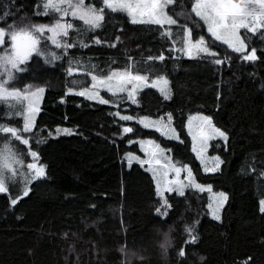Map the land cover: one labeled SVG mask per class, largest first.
<instances>
[{"label": "trees", "instance_id": "1", "mask_svg": "<svg viewBox=\"0 0 264 264\" xmlns=\"http://www.w3.org/2000/svg\"><path fill=\"white\" fill-rule=\"evenodd\" d=\"M88 1L101 5V0ZM39 3L0 0V27L54 22L56 12L35 14ZM192 4L176 0L169 7L178 21L171 30L132 24L124 13L108 10L94 31L69 18L74 28L61 40L76 46H45L57 58L53 64L32 56L15 85L45 89L32 141L46 176L15 205L10 195L0 193V264H185L177 256L182 244L187 264H264V37L249 40L254 61L210 38L216 55L186 56V27L195 37L207 36ZM169 30L170 37L163 35ZM70 67L83 73L69 75ZM115 70L169 78L171 99L148 88L135 103L123 100L122 108L132 116L171 113L182 141L121 119L117 108L76 94L90 85L93 74L107 77ZM7 111L0 105V116ZM195 112L228 134L220 149L222 166L213 174L203 171L186 131L188 115ZM0 124L21 128L23 118H0ZM141 138L157 142L179 165L189 163L200 182L228 194L221 220L209 216L207 198L198 192L159 196L147 166L127 160L130 154L144 156L134 142ZM164 199L170 208L163 206ZM157 209L167 215H158ZM188 228L197 237L194 245L184 243L190 239ZM165 239L166 250L161 247Z\"/></svg>", "mask_w": 264, "mask_h": 264}, {"label": "snow or ice", "instance_id": "2", "mask_svg": "<svg viewBox=\"0 0 264 264\" xmlns=\"http://www.w3.org/2000/svg\"><path fill=\"white\" fill-rule=\"evenodd\" d=\"M176 0H101V7L97 9L94 5L88 4L85 6V0H40L37 5L38 11L36 15H49V11L60 13V18L55 23L48 24H26V25H9L8 27H0V49L3 52L0 53V105H3L8 109L7 112L0 116V118H11L13 116H21L23 118V126L17 128L7 124H0V134H4L9 139L3 141L4 148L0 151V193L8 192V179L5 173H11L16 175L15 164H21V161L16 158V152L14 151V145L10 143V140H15L23 145L30 147L29 139L25 138L22 133L31 132L35 128V115L40 111L39 100L45 91L42 87H37L34 90L32 86H28L27 89L17 88L14 84L9 87L11 81L15 80L14 72L26 71L21 68L29 58L35 54L42 56L45 54V50L40 47L41 38L45 32L51 33L48 37L53 44L58 48H71L75 47V44L67 43L58 37H67L69 30L74 28L72 23L66 21V17L69 15L73 19H78L88 26V30H96L102 27L105 20V11L109 12H121L124 13L132 24H147L156 25L160 28H164L165 25H176L178 21L169 14L166 9L169 5H172ZM63 6V7H62ZM191 12L199 17L207 25V31L211 36L227 45L232 51L241 53L247 52V45L245 38L241 36L240 29L255 34L258 29H264V0H193ZM165 36H171V31H165ZM261 36L264 37V31L261 32ZM7 38V39H6ZM119 40V37L116 38ZM10 41V47L6 46ZM95 43H101L99 38H95ZM82 47H88L86 44H81ZM115 47V44L111 45ZM187 51L189 56L192 55L193 50H196L197 55L200 53L208 55H216L211 52L206 45V41L203 37L198 40H193L192 30L187 29V47L183 49ZM55 57V54H52ZM159 60H164V56H159ZM244 60L254 61L257 59L256 50L253 48L251 52L243 56ZM217 64L223 63V60L217 59L214 61ZM71 63V62H70ZM69 75L73 73V69H68ZM113 77H117L120 85L117 87V91H124L123 83L131 81H147L146 76L133 75L129 72L124 73H112L107 76V81H111ZM97 76H92V80L96 81ZM101 83H105V80H101ZM160 81H158L159 83ZM166 85L167 80H162ZM154 86V85H150ZM111 91V88H109ZM161 93L168 98L165 89H160ZM78 95H87L86 92L76 93ZM132 93L129 92L131 97ZM92 98V96H88ZM100 103H108L105 99H100ZM136 101L133 100V103ZM122 119H131V117H122ZM207 124L211 125V119L209 117L202 118ZM213 132L222 137L225 142L227 136L223 131L213 127ZM63 134H71L68 129L60 130ZM125 131H131V129H125ZM39 142V141H37ZM158 147V146H157ZM161 151H163L161 149ZM33 160L38 159L36 151L30 152ZM218 159V158H217ZM159 161H157L158 163ZM27 168L31 170L34 179H41L45 177V167L38 166L36 163H29ZM219 164L216 165L217 170ZM207 170V169H206ZM177 175H179L180 169H176ZM189 176H191V170H189ZM27 185V181L25 182ZM196 188L204 190L199 184L195 185ZM167 191H173L172 188L166 189ZM180 196L184 195L183 186L175 189ZM210 190V189H208ZM30 189L26 186L23 196L29 194ZM220 201L218 207H222L223 202L227 200V196L224 193H220ZM18 202L16 198L12 199V204L15 205ZM261 212H264V200L260 201ZM164 207L170 208L167 199H164ZM157 214L166 216V212H161L157 209ZM213 218L220 219V216L213 212ZM188 231L190 239H187L185 244H195L197 237L191 235L192 229H186ZM169 245V241L165 239V243L161 245L165 250ZM123 251V248L121 249ZM187 251L182 244L177 250V256L185 259L187 264ZM143 259V257H141ZM250 259V258H249ZM203 260V257H201Z\"/></svg>", "mask_w": 264, "mask_h": 264}, {"label": "rangeland", "instance_id": "3", "mask_svg": "<svg viewBox=\"0 0 264 264\" xmlns=\"http://www.w3.org/2000/svg\"><path fill=\"white\" fill-rule=\"evenodd\" d=\"M88 4L94 5L97 9H99L102 6V5L94 4L88 0H85V6H87ZM170 6L171 5H169L168 8L166 9V11H168L169 14H170V11H169ZM50 12L52 11L50 10L49 13ZM57 14H58L57 19H59L60 13H57ZM69 18L73 19L69 15L68 17H66V21ZM197 18L205 25L207 36L199 35L198 37H195L193 29L191 27H186L185 35H184L185 48L187 47V29H191L193 40L196 41L200 37H203L206 41V45L209 48V50L215 53L216 50L213 49L211 45L209 44V38L219 44H223V43L221 41L215 40L211 36V34L207 31V25L204 23V21L201 20L199 17ZM73 20L83 23L82 21L78 19H73ZM55 21L52 23H41V24L51 25L55 23ZM171 26L173 27L175 25H171ZM171 26L165 25L164 27H169L171 30L172 28ZM262 31H264V29H258L257 32L253 34V33L246 31L245 29H240V34L242 37L245 38V43L248 49L247 52H241L242 54L247 55L251 52L250 46H249V40L261 36ZM49 36H51V33L45 32L43 34L41 38V44H40V47L42 49H44L45 46H49V45L56 46L55 44L52 43L50 39H48ZM58 39L61 40L62 36L58 37ZM6 46L10 47V41L8 42ZM2 52H3V49H0V53ZM52 54H53L52 51L45 50V54L42 55L41 57L45 58L47 61L50 60L49 62L53 64L57 60V58L56 56L53 57ZM185 54L186 56H189L187 51H185ZM34 55L35 54H33L32 56ZM205 55H208V54L200 53L199 55H197L196 50H193L192 55L189 57L199 58ZM32 56L29 58V60L24 65H21V68L26 69V65L30 61ZM72 69H73L72 75L83 73V71L80 69H77V68H72ZM24 72L25 71L14 72V75L16 78L15 80L10 82L9 87H11L13 84L15 85V82L18 80L20 75H22ZM114 72L124 73V72H129V71L128 70H115ZM92 76H94V74ZM97 77L98 79L96 81L92 80L88 87L81 90V92L87 93V95H84L85 97L88 98V96H92L91 99L90 98L88 99L98 102V103H100L99 102L100 99H105L108 101V103H103V104H107V105L117 108L116 114L119 118L122 119V117H131V119H124V120H129L131 122L138 123L142 127L147 128V129L156 130L162 133L168 139H171L174 141H182L181 135L174 124L173 116L171 115V113H166L159 117H150L146 115L132 116V115L125 113L122 108L123 100H127L129 102H133V100L136 101L137 96L143 90L148 89V88L156 89L160 93H161L160 89L163 88L165 89L168 95L167 99H171L172 89L170 85V80L167 76H159V77L146 76L147 81L124 82L123 83V87L125 89L124 91H117V87L120 85V82L118 81L117 77H113L111 81H107V77H100V76H97ZM101 80H105V83H101L100 82ZM162 80H167L168 83L165 85L162 82ZM158 81L160 82L158 83ZM150 85H154V86H150ZM16 87L20 88L18 86ZM109 88H111V91L109 90ZM20 89H27V87L20 88ZM34 89L35 88H33V90ZM129 92L132 93L131 97L129 96ZM44 94H45V91L40 97L39 107L43 102ZM163 96L165 97V95ZM37 114L35 115V118H34L35 122H36ZM203 117H207V116L200 112L190 113L188 115V119L186 123V131L192 141V151L195 154L199 163L201 164L203 171L207 174H213V173L218 172L222 166L223 158L221 156L220 149L223 148L227 144L228 139L225 142V140L222 137H220L218 134L213 132L212 129L214 127V128L219 129L220 131H223L226 134L227 138H228V134L223 129L219 128L211 118H210L211 125H209L202 119ZM32 132L33 131L22 133V135L25 138L29 139L30 147L23 145L18 141L10 140V143L15 146L14 151L16 152V158L21 161V164H15L13 162V166L16 168L15 176H13L11 173H7V172L5 173L6 178H9L8 179V189L9 190L8 192H6V194L10 195L12 199L13 198H16L17 200L21 199L20 197L22 196L23 191L26 186L31 191L32 186L35 182L45 178V177L41 179L32 178L33 174L31 170L27 168V165L29 163H36L38 166H44L45 172H46V166L41 161L37 148L33 146ZM6 139H9V138L6 137L4 134H0V151L3 150L4 148L3 141ZM134 142H138L140 144V147L144 153V156L141 157V156L130 154L127 156V160L130 163L131 162H141L147 166L148 170L151 172V174L153 175L155 179L159 196H164L167 193H178V191H176L175 189L179 188L180 186H183L184 193H186L187 191H195V192L205 195L207 198V208H208L209 216L213 218V212L216 211V214L220 216L219 220H221L223 209L228 200V194L226 192L216 189L213 184L200 182L196 178L194 170L189 163H180L179 165L178 163L174 161L175 159L173 158L171 152L167 149H163L157 142L153 140H149V139H142V138ZM161 149L163 151H161ZM31 151L37 152L38 154L37 160H33L30 154ZM157 161L159 162L157 163ZM217 164H219V168L217 170H213L216 168ZM176 169H180L179 175H177ZM189 170H191V176H189ZM26 181H27V185L25 183ZM196 184H199L201 188L204 190H200L196 188L195 187ZM168 188H172L173 191L171 192L167 191L166 189ZM220 193H224L227 196V200L223 202L222 207H218L219 201H220V196H219Z\"/></svg>", "mask_w": 264, "mask_h": 264}]
</instances>
